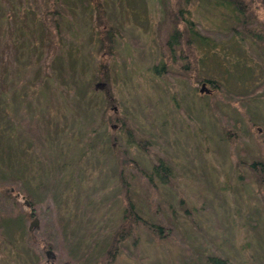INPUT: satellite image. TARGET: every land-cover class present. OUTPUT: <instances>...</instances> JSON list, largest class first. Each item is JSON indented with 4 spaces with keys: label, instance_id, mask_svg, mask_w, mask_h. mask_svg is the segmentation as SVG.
Returning <instances> with one entry per match:
<instances>
[{
    "label": "rangeland",
    "instance_id": "rangeland-1",
    "mask_svg": "<svg viewBox=\"0 0 264 264\" xmlns=\"http://www.w3.org/2000/svg\"><path fill=\"white\" fill-rule=\"evenodd\" d=\"M8 1L19 10L15 20L0 0V66L11 39L0 75V264H212V254L264 264V181L250 166L264 162V45L238 14L215 0H102L118 29L101 51L91 0ZM178 7L179 26L191 20L208 41L193 35L190 73L179 51L161 54L159 23ZM40 16L60 23L48 68ZM99 62L108 81L96 79ZM106 83L116 98L106 115L118 121L101 115ZM128 127L143 140L130 142ZM123 183L141 219L108 263Z\"/></svg>",
    "mask_w": 264,
    "mask_h": 264
},
{
    "label": "trees",
    "instance_id": "trees-1",
    "mask_svg": "<svg viewBox=\"0 0 264 264\" xmlns=\"http://www.w3.org/2000/svg\"><path fill=\"white\" fill-rule=\"evenodd\" d=\"M19 3H21V0H18ZM49 1V4L52 5L55 4L56 0H47ZM93 3V8H94V22L97 26L99 25H104L105 27L103 28H97V39H98V49L99 50H103L105 47H111V44L113 42V36H114V31H116L117 26L115 25V23L108 17L105 6L102 2V0H91ZM217 3H219L220 5H223L227 8H230L231 10H233L234 12H236V14H238V18L240 21V25L244 28V30L249 33L254 39H256L258 42H260L261 44L264 45V24L263 26L259 25V27L257 26L258 20L260 21V16H258V10H257V4L259 1L261 3V5H263V9H264V0H215ZM7 3H9L10 7H11V11L13 12L15 17V20L18 16V10L16 9L14 11L13 9V5L11 4V2H9L8 0H5V5L7 6ZM259 4V3H258ZM4 5V9L6 10V7ZM176 6V5H175ZM169 8V7H168ZM172 8V7H171ZM170 8V9H171ZM179 10L177 13H175L174 16H171L169 14V12L167 11V15H166V19L165 22H162L163 20L160 21L159 26H165L166 25V30H162L159 28V33L163 34L162 38V42H161V54L163 55H167L169 57H173L174 54H176V51H179V55L178 56H182L183 58L187 59V62H185V64H183V68L186 70V72L190 73L192 71H190L189 67L191 68V63H194L195 60V50H196V46L197 44L194 43V38L193 35H197L199 39H197V41L199 40L201 42V44L204 42L205 44L208 43L206 37L204 35H202L201 33H199L197 31V29L194 27V24L191 22V20L188 21L187 24H184L182 27L179 26L180 21H182V14L184 9L182 7H178ZM4 9H1V11L3 12V17L7 18L6 16V12L4 13ZM9 9V8H8ZM47 12H49L50 10H48L47 7ZM186 10V9H185ZM188 11V9L186 10V12ZM188 13V12H187ZM0 17H2V13L0 15ZM41 22L43 23V26L45 27V33H46V37L48 38V43L46 50H45V55H44V59H43V65L44 68H48L50 66V58L51 55L55 49L56 46V41H59V30H57V28L60 26V23L53 20V25H48L46 22V19L40 16ZM251 19H255V24L251 25L250 21ZM4 20V19H3ZM57 20V19H56ZM5 21V20H4ZM170 25V30H168L167 28V22ZM264 22V20H263ZM6 23L8 24V19H6ZM16 22H14L12 25H15ZM9 25V24H8ZM10 33H9V37L10 38L12 36V27L10 26L9 29ZM11 41V39L9 40ZM8 39L6 41H3V49L1 50V66H0V75H2L6 69V61L5 58H3V56H5V51L7 49L8 46ZM196 42V41H195ZM192 54V57H190V55ZM194 55V56H193ZM175 57V56H174ZM189 59V60H188ZM191 62V63H190ZM164 63H162V67L161 69H159V73H164L163 68H164ZM194 69V68H193ZM96 74L95 76L97 77L96 79H106L108 81V68H107V63L106 62H99L98 63V67H96ZM192 70V69H191ZM211 83H213L212 81H210ZM108 86L104 87L103 90V98L104 102H106V105L104 106L101 115L103 117V119H107L110 116L106 115V110L109 107H113L115 102H116V98L113 94V91L110 89V85L108 83H106ZM2 83H0V86L2 87ZM111 120H120L119 116L115 117L114 119L112 117H110ZM136 132L131 128L128 127L126 130V135L128 137V140L130 142H140L142 141L140 139V137H137V135L135 134ZM251 168L257 170L256 175L258 178H262V181H264V162L263 161H252L251 162ZM167 166L161 161L159 160L157 163H155L154 165V170L158 173L160 179L163 182H167L166 174H167ZM165 169V170H164ZM260 182V183H261ZM123 186L125 188V194H126V201H125V208H124V212L122 215V219L119 223V225L117 226L116 230L114 231V233L111 236L110 239V244H109V248L106 250V252H104L102 259H104L106 262L110 263L112 262L116 255H117V251H118V247L120 242L127 238L131 233H132V229L134 227V225L140 221V217L139 214L132 202L131 197H129L128 193H127V185L125 183H123ZM156 226L160 228L159 225H155V227L151 224L148 225L149 228H153L156 229ZM161 232V231H160ZM158 233V232H157ZM208 258L210 259L212 264H229V262L227 261V259L221 255L218 254H212L209 255ZM67 262H63V264H66Z\"/></svg>",
    "mask_w": 264,
    "mask_h": 264
},
{
    "label": "water",
    "instance_id": "water-1",
    "mask_svg": "<svg viewBox=\"0 0 264 264\" xmlns=\"http://www.w3.org/2000/svg\"><path fill=\"white\" fill-rule=\"evenodd\" d=\"M203 88H204V84L201 85L200 89L202 90ZM17 195L19 196V193H17ZM24 202L26 203V205L29 204V202H28L27 199H25ZM36 222H37V219L34 218L32 224H35ZM48 252H49V251H48ZM48 252H47V253H48Z\"/></svg>",
    "mask_w": 264,
    "mask_h": 264
},
{
    "label": "flooded vegetation",
    "instance_id": "flooded-vegetation-1",
    "mask_svg": "<svg viewBox=\"0 0 264 264\" xmlns=\"http://www.w3.org/2000/svg\"><path fill=\"white\" fill-rule=\"evenodd\" d=\"M12 190V189H11ZM18 196V195H17ZM19 196H20V194H19ZM21 197V196H20ZM22 198V197H21ZM30 205V202H29V204H28V206Z\"/></svg>",
    "mask_w": 264,
    "mask_h": 264
}]
</instances>
